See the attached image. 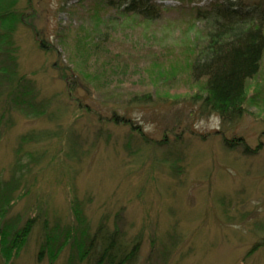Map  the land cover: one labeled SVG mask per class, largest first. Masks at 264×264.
Here are the masks:
<instances>
[{"label":"rangeland","instance_id":"1","mask_svg":"<svg viewBox=\"0 0 264 264\" xmlns=\"http://www.w3.org/2000/svg\"><path fill=\"white\" fill-rule=\"evenodd\" d=\"M154 2L148 20L123 0H17L16 70L44 113L0 85V227L12 238L34 219L0 264H95L82 249L100 225L140 241L136 264H264V55L232 123L190 76L210 31L197 11L264 0Z\"/></svg>","mask_w":264,"mask_h":264},{"label":"trees","instance_id":"2","mask_svg":"<svg viewBox=\"0 0 264 264\" xmlns=\"http://www.w3.org/2000/svg\"><path fill=\"white\" fill-rule=\"evenodd\" d=\"M17 0H0V85L7 81L9 99L16 105L27 106L28 114L44 113V109L34 106L38 92L27 76H18L16 67V49L11 42V35L17 24L23 22V13L16 7ZM127 14H137L144 19L153 20L159 17L160 9L154 0H123ZM260 16L257 23L255 15ZM197 16L204 18L210 31L207 44L199 56L193 60L190 76L195 83H202V89L197 97L202 109L217 115L223 123H232L246 113L247 90L249 81L261 70L264 55V10L250 14L232 3L217 4L210 11H197ZM64 76L68 78L67 73ZM73 76H76L73 74ZM71 74V77H73ZM78 77V76H77ZM29 79V78H28ZM72 88L71 85H69ZM152 97L135 96L133 100L144 103ZM147 99V100H145ZM227 140V139H225ZM235 144L247 146L242 139ZM232 146L231 141H226ZM34 219L30 218L24 227L10 238V234L0 227V255L7 259L19 252L31 233ZM100 225L96 232L86 236L83 243V253L92 252L91 260L95 264H136L139 253V243L130 245L124 242L119 231H107ZM87 253H84L85 250ZM81 250V251H82ZM60 249L52 253L58 256Z\"/></svg>","mask_w":264,"mask_h":264}]
</instances>
